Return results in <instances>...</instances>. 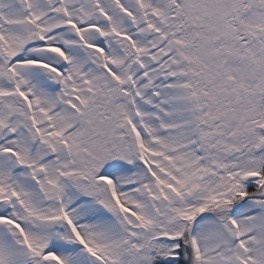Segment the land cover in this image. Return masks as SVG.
Returning a JSON list of instances; mask_svg holds the SVG:
<instances>
[{
  "label": "snow or ice",
  "instance_id": "obj_1",
  "mask_svg": "<svg viewBox=\"0 0 264 264\" xmlns=\"http://www.w3.org/2000/svg\"><path fill=\"white\" fill-rule=\"evenodd\" d=\"M0 264H264V0H0Z\"/></svg>",
  "mask_w": 264,
  "mask_h": 264
}]
</instances>
